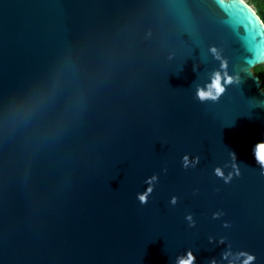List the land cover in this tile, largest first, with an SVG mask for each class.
<instances>
[{"label": "water", "instance_id": "obj_1", "mask_svg": "<svg viewBox=\"0 0 264 264\" xmlns=\"http://www.w3.org/2000/svg\"><path fill=\"white\" fill-rule=\"evenodd\" d=\"M261 20L0 0V264H264Z\"/></svg>", "mask_w": 264, "mask_h": 264}, {"label": "clouds", "instance_id": "obj_2", "mask_svg": "<svg viewBox=\"0 0 264 264\" xmlns=\"http://www.w3.org/2000/svg\"><path fill=\"white\" fill-rule=\"evenodd\" d=\"M241 3L247 5L254 13L257 12L256 8L253 6L255 3V0H241ZM262 3H264V0H262ZM262 23H264V19L261 20ZM253 71L257 74L264 73V64H259L255 68H253ZM211 87H214L216 89V92L219 93L222 91V86L220 84V77L217 75L214 79L213 85ZM201 99H204L207 96H211V92H204L200 91L198 93ZM256 159L257 161L264 166V140L259 141L256 145ZM185 165H187V158L185 157ZM217 175L222 176L223 173L220 169L216 170ZM227 179V178H226ZM150 191V188L148 189ZM141 203H146V194H141L139 196ZM254 259V256L248 255L247 259L244 261V264H249L251 260ZM195 260V257L192 255L191 252L188 253V258L186 260H181L180 264H192V262ZM212 264H215V261H212Z\"/></svg>", "mask_w": 264, "mask_h": 264}, {"label": "trees", "instance_id": "obj_3", "mask_svg": "<svg viewBox=\"0 0 264 264\" xmlns=\"http://www.w3.org/2000/svg\"><path fill=\"white\" fill-rule=\"evenodd\" d=\"M253 6L256 8L257 13L259 14V16L262 19H264V3H262V0H255V3H254ZM256 75H258V77L262 80V82H263L262 87L264 88V73H260V74L256 73Z\"/></svg>", "mask_w": 264, "mask_h": 264}]
</instances>
